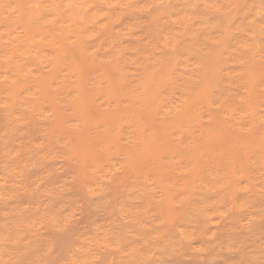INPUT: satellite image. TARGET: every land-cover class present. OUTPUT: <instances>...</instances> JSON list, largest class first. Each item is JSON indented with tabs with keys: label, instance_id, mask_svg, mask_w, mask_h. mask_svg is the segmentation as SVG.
I'll return each mask as SVG.
<instances>
[{
	"label": "bare ground",
	"instance_id": "bare-ground-1",
	"mask_svg": "<svg viewBox=\"0 0 264 264\" xmlns=\"http://www.w3.org/2000/svg\"><path fill=\"white\" fill-rule=\"evenodd\" d=\"M0 264H264V0H0Z\"/></svg>",
	"mask_w": 264,
	"mask_h": 264
}]
</instances>
